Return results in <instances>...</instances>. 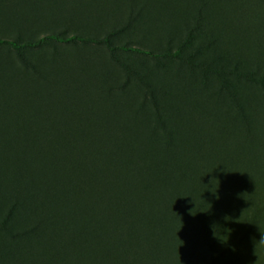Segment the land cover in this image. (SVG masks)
Segmentation results:
<instances>
[{
    "label": "rangeland",
    "instance_id": "1",
    "mask_svg": "<svg viewBox=\"0 0 264 264\" xmlns=\"http://www.w3.org/2000/svg\"><path fill=\"white\" fill-rule=\"evenodd\" d=\"M0 40V264H264V0H0Z\"/></svg>",
    "mask_w": 264,
    "mask_h": 264
},
{
    "label": "trees",
    "instance_id": "2",
    "mask_svg": "<svg viewBox=\"0 0 264 264\" xmlns=\"http://www.w3.org/2000/svg\"><path fill=\"white\" fill-rule=\"evenodd\" d=\"M0 42H6V41L0 40ZM235 104L237 105V109H238L239 104H237V103H235ZM239 114H240V112H239ZM260 120H262L261 117H260ZM11 140H12V142L17 143V144L22 142L19 139H11ZM31 140H35V139H31ZM35 143H36V141H33L31 144H35ZM33 147L36 148L37 146H33ZM7 151L11 155V161L15 164V167H17V168H20V165H24L27 162H30L31 160H33L39 166L51 167V161L53 162V160L55 158V154L53 152H50V151L44 152V153H41V151H40L37 153L39 158H33L32 156L34 155L35 151L32 150L30 145L21 146V147H16V146L10 147L9 149H7ZM2 155H4V154H2ZM164 171H165V173L167 172L166 170H164ZM35 173H37V175H35V177H34V174L31 171H28V169L27 170L24 169V175H22L20 171H18V173L17 172L11 173V180L13 181V178L15 176H22L24 178L23 181H25L22 183L27 184L28 187H31V189H29L27 187L28 195L32 196V198L35 196H39L41 198V196L44 194H43V192H39V188L36 186L38 172H35ZM83 178L84 177H80L79 180H83L85 185L91 184V182L86 181L89 179H83ZM216 184H218V183L216 182ZM218 189H219V186H217V185L214 186L213 190H209V187L204 186V190L201 193V192H197L196 186H193L192 190H186L185 192H180V194L178 193L179 196H176V197H178V199H180V202H184L185 205H188L189 201H192V200H196V202H199L200 200H202L203 203H204V201H208V202L212 201L213 202L212 198H215L216 196L212 197V195L214 192L216 194ZM18 204H19V199H18V197H15L14 201H13V206H17ZM73 205L77 209V211H78V209L82 208V206L80 204L76 203ZM195 205L198 208L201 207V204H199V203H196ZM188 208L191 210V208H193V207L188 206ZM44 217H46V216H44ZM42 220L44 221V219H42ZM47 221H49V220H47ZM82 223H84V222H82L79 218L76 217V219H75L76 226L82 225ZM73 231L78 232L74 228H73ZM79 238H80V236H78V235L74 237L75 240H79ZM109 238H110V236L103 238L101 240L100 239L94 240L93 237H90V238L88 237L86 245H81L80 243L76 244L77 246H75V248L79 247V250L75 251V250L70 249V248L61 249V250H63V254H62L63 258L77 260L78 264H103L104 262L102 260H104L103 258H105V257L101 256V254L103 252L102 249L104 248L105 250L109 251L110 254L113 252L115 253V250L117 249L115 245L113 246L112 244H110L111 242H110Z\"/></svg>",
    "mask_w": 264,
    "mask_h": 264
},
{
    "label": "clouds",
    "instance_id": "3",
    "mask_svg": "<svg viewBox=\"0 0 264 264\" xmlns=\"http://www.w3.org/2000/svg\"><path fill=\"white\" fill-rule=\"evenodd\" d=\"M259 242L264 244V238H262Z\"/></svg>",
    "mask_w": 264,
    "mask_h": 264
}]
</instances>
